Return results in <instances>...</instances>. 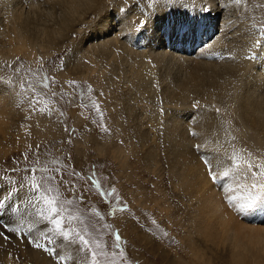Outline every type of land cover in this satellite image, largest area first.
Listing matches in <instances>:
<instances>
[{
  "label": "bare ground",
  "instance_id": "bare-ground-1",
  "mask_svg": "<svg viewBox=\"0 0 264 264\" xmlns=\"http://www.w3.org/2000/svg\"><path fill=\"white\" fill-rule=\"evenodd\" d=\"M124 1L0 0V27L4 12L9 25L7 31L0 30L8 41L6 46L0 47V54H37L28 34L50 42L58 38L74 41V37L80 36L75 47L79 51L76 56L82 63L76 60L72 67L62 72L89 78L96 71L105 73V64L120 66L125 63L130 72L127 76L132 78L134 86H141L152 78L161 87L157 81L162 77L168 83L165 88L167 98H175L178 101L175 105L180 106L169 107L162 120L169 173L175 177V188L183 191L180 192L181 198L189 195L190 200L196 199L198 203L196 232L201 236L199 242L205 250L189 236L188 252L196 260L192 264H210L216 258L226 260V264H264V211L242 214V219L237 216L240 220L233 216L237 211L230 206L231 213L217 191V184L221 181L210 186L211 180L202 163L204 156L192 147L200 144L201 152L223 161L228 167L231 165L224 161V157H248L253 141L258 152L262 151L264 155V48L252 47L260 27L252 23L246 11L239 16L230 0H180L190 7L169 11L164 10V2L138 5L137 0H132L127 7ZM223 1L227 2V7H220ZM205 6L209 9L207 12L201 10ZM193 39L202 44L196 54L181 55L174 51L175 46L193 43ZM253 52L256 54L254 60L245 58ZM148 84L157 88L151 82ZM154 88L150 91L152 95H160ZM165 89L161 87L162 95ZM4 101L5 98L0 99V125L7 120L2 110ZM231 112L241 121V132L238 133L251 140L244 148L242 144L240 147L231 144L232 136L228 131L235 123ZM219 113L230 120L226 130ZM140 116L135 115L133 119ZM8 118L12 120V112ZM191 131L197 136H191ZM156 137L146 129L139 132L144 145L151 141L153 149L148 148L146 158L155 163L160 152H157ZM120 148L117 147L114 154H118L124 163L122 157L126 150ZM223 170V167L217 169L218 172ZM242 171L244 173L246 169ZM240 172L237 171V176ZM261 176L243 175L241 184L229 193L238 202H244L256 191L251 189L253 182L264 183ZM225 179L227 182V178H222ZM4 244L1 240L0 247ZM8 246L5 252H13L12 246ZM154 247L167 264H186L159 246ZM29 250L31 252L26 254L28 260L46 264L48 258L42 250Z\"/></svg>",
  "mask_w": 264,
  "mask_h": 264
},
{
  "label": "rangeland",
  "instance_id": "rangeland-1",
  "mask_svg": "<svg viewBox=\"0 0 264 264\" xmlns=\"http://www.w3.org/2000/svg\"><path fill=\"white\" fill-rule=\"evenodd\" d=\"M131 2L132 0H126L124 5L128 7ZM137 2L138 5H144L142 3L145 2L154 3L153 0H137ZM231 3L232 0H230ZM223 4L227 5V2L223 1ZM231 5L237 10L239 16L244 15L246 11L252 23L259 27L264 25V0H247L246 4L241 6L233 3ZM3 15L4 21L1 23L0 30L7 31L9 27L7 15L5 12ZM27 37L29 42L37 48V54L27 55L19 52L0 54V78L5 82H11V85L6 84L0 87V99L5 98V106L2 110L7 115L6 122L0 125V176L7 174L12 176L13 180H19L20 176L13 174L12 169L22 173L23 169L32 166L48 168L49 172L37 174V182H40L41 177L54 174L57 168L61 170L67 168L63 177L65 183L59 185L56 181L44 183L58 188L67 197H72L73 183L77 186V193L84 192L86 203L82 204L78 199H74L70 206L72 214L81 218L71 227L80 229L81 234L86 238H92L93 246H95V240H99L100 250L107 253L106 257L102 258V264L105 260L107 264H113V260L114 264H167L154 245L168 252L170 256L176 257L177 261L192 264L193 260H196L188 252L189 236L194 243L205 249L199 242L201 236H198L196 232L197 200H190L189 195L181 198L180 192L183 193V191L175 188V177L169 173L162 120L169 107L180 106L175 105L178 103L175 98H167L165 89L167 81L162 77L160 79L164 81L163 83L162 80L157 81L165 89L163 95L161 87L153 82L152 78L141 86L136 85L143 88L140 91L132 84V78L127 76L130 72L128 67L124 66L125 63L120 66L105 64L104 69L107 70L105 73L96 71L89 78L75 76L72 72L66 74L62 70L72 67L73 62L78 60L77 63H82L77 58L79 56H76L79 51L75 47L78 44L76 40L79 42L80 36L74 37V41L69 39L62 41L63 38H58L55 42L41 39L33 34H28ZM7 44L6 37L0 31V47ZM45 76L54 77V82L48 89L41 87ZM69 81H77L79 86L70 85ZM150 82L157 88H151L148 84ZM21 85L23 87H20ZM89 85L92 91H88ZM153 88L160 95H152L150 91ZM53 92L63 93V96L53 97ZM33 97H38L41 101L36 104V108L51 109L52 114L29 111V103ZM68 100L71 102L68 103ZM11 112L12 120L8 118ZM191 112L194 113L195 110ZM219 114H221L219 118L222 126L226 130L229 128L227 122L230 120L223 113ZM135 115L141 116L135 120L133 119ZM231 115L234 118L233 121L235 120L234 126L232 125L228 131V135L232 136L231 144L238 147L242 144L244 148L247 146L245 144H250L251 140L249 136L238 133V131L241 132V121L232 112ZM65 127L70 130L75 129L71 133V143H68L69 132L65 131ZM142 129L157 135L155 143H158L157 152H160L156 163L146 158L147 150L149 147L152 148V145L150 140L145 145L140 140L139 132ZM241 139L245 140L240 141ZM251 144L250 155L244 159H238L241 163L246 160L254 165H264L263 152H258L257 146L253 145L254 141ZM37 146H39L40 163H35ZM117 147H121L120 149L125 147V154L128 155L127 158L125 154L122 157L125 160L124 163L117 157L118 154H114ZM69 154L71 159H68ZM229 157H224L226 163ZM73 167L76 173L83 174V178L71 175ZM242 170H238L241 171V175L237 176L236 171L232 178H227V182L226 179L225 181L221 179L222 183L217 184V191L231 213L233 212L231 209L236 210V208L225 200V195L227 194L226 198L232 195L229 193L230 189L236 190V185L241 184L244 175ZM93 172L96 173L95 178L101 181L103 189L109 192L110 196L112 188L116 189L115 196H111L113 206H120V201L117 200L119 197L122 203L128 206L127 211H117L114 216L111 214V209L91 184L90 177ZM261 178L264 179V175ZM56 180H60V177L57 176ZM209 184L211 186L214 183L211 181ZM88 188H92V191H85ZM3 207L4 205L0 204V208ZM66 207L69 206L66 205ZM19 215V213L16 214L17 218ZM241 215L233 216H240L242 219ZM4 224L10 227L17 226L12 214L0 212V225ZM117 230L122 237L121 247L126 254L124 259L118 254L115 257L112 256ZM0 233H2L0 241L3 240L5 243L0 247V264H36L32 259L28 260L26 254L31 252L29 249H36L29 241L37 239L38 234L28 236L25 233L27 238L22 239L3 227H0ZM5 236H9L10 239H5ZM105 244L107 248L104 247ZM8 245L12 246L13 252H5L9 249ZM49 247L60 249L62 245L58 242L55 244L49 242ZM40 250L48 258L46 264L58 263L52 252ZM219 259L221 258L214 259L210 264H226V260ZM207 261H209L208 257Z\"/></svg>",
  "mask_w": 264,
  "mask_h": 264
},
{
  "label": "snow or ice",
  "instance_id": "snow-or-ice-1",
  "mask_svg": "<svg viewBox=\"0 0 264 264\" xmlns=\"http://www.w3.org/2000/svg\"><path fill=\"white\" fill-rule=\"evenodd\" d=\"M153 2L159 3L161 0H153ZM246 2L247 0H232V3L236 6L246 4ZM189 7V5L181 3L180 0H164L165 11L176 8L187 9ZM220 7L224 8L227 7V5L222 4ZM201 10L208 11L209 9L205 6ZM252 47L264 48V25L260 27L258 38L254 40ZM245 58L254 60L256 54L253 52ZM53 82L54 77L49 78L45 76L41 83V87L48 89ZM68 83L73 86H79V82L77 81H69ZM6 84L11 85V82H5L0 78V87ZM20 87H23V85ZM88 91H92L90 85L88 86ZM81 95H83V92H81ZM52 96L62 97L63 93L57 94L53 92ZM67 102L70 103L71 101L68 100ZM39 103H41L39 98L33 97L29 103V111L35 110L42 114H52L51 109L36 108V104ZM97 111H99L98 106ZM217 112H219V109H217ZM65 131L69 132L68 143H71V133L74 132L75 129L70 130L65 127ZM190 135L195 137L197 133L191 131ZM192 147L204 156L202 163L207 170V176L214 184L222 178L232 177L234 173L241 168L246 169L243 173L245 176L264 175V165H254L246 160L241 164L240 160L233 155L228 158L227 164L231 165V167H228L223 161L208 153L201 152L200 144H194ZM35 155L37 157L35 163H40L39 146H37ZM68 159H71L70 154ZM221 167H223L224 170L218 172L217 169ZM49 171L48 168L32 166L23 169L22 173L18 172L17 169L11 170L13 174L20 176L19 180H13L12 176L7 174L0 176V204L4 205L3 208H0V212L12 214L13 221L17 224L15 227H10L8 224L0 225V227H3L6 231L19 235L22 239L27 238L25 233H27L28 236H37L38 234L37 239H31L29 242L36 248L52 252L56 256L58 264H69V261H71V264H102V258H105L107 253L100 250L101 245L99 240H95V246H93L92 238H86L85 235L81 234L80 229L71 227L72 224L81 218L72 214L70 206L73 204L74 199H78L82 204L86 203L84 200V192L77 193V186L73 183L71 185L72 197H67L66 194L61 193L58 188L50 187L44 183L45 181H56L57 185L65 183L63 177L67 172V168L64 170L57 168L54 174L41 177L40 182H37L38 173ZM71 175L73 177L80 176L83 178V174L76 173L74 167ZM57 176L60 177L58 181L56 180ZM95 177L96 173L93 172L90 177L91 184L100 194L101 199L109 206L111 214L114 216L117 211H127L128 206L123 204L119 197H117V200L120 201V206H113L111 196H115L116 189L114 187L112 188L110 196L109 192L103 189L101 181ZM251 189L256 190L255 193L250 195L242 203L238 202L237 198L233 195L227 197V201L236 208L237 214H247L256 210L264 211V183L253 182L251 184ZM85 191L91 192L92 188L85 189ZM66 205L69 207H66ZM17 213L20 214L18 218L16 216ZM97 215H99L98 212ZM105 227H107V225H105ZM0 235H2V233H0ZM4 238L10 239L9 236H5ZM40 240H43V242H40ZM115 241V250L112 252V256L115 257L118 254L122 259L126 258L125 251L121 247L122 237L118 230L115 234ZM49 242L53 244L58 242L62 247L60 249L49 247ZM104 247L107 248V244H105ZM104 264H107L106 260Z\"/></svg>",
  "mask_w": 264,
  "mask_h": 264
}]
</instances>
